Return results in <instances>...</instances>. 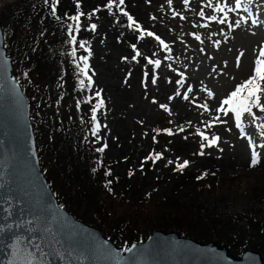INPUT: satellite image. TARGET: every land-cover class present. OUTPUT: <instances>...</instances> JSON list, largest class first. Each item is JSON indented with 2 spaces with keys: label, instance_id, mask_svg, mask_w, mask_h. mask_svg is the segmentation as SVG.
Wrapping results in <instances>:
<instances>
[{
  "label": "rangeland",
  "instance_id": "1",
  "mask_svg": "<svg viewBox=\"0 0 264 264\" xmlns=\"http://www.w3.org/2000/svg\"><path fill=\"white\" fill-rule=\"evenodd\" d=\"M227 2L235 4V0ZM216 3L211 0L209 6V0H188L187 4L184 0H125L120 7L139 25L132 48L144 58L141 78L135 82L130 81L131 70L123 64L127 53L111 44L110 37L96 46L99 60L87 59V64H92V81L99 88V96L95 94L94 99L105 102L100 118L95 113L94 143L102 144L105 153L119 160L120 171L128 169L136 177L144 170L140 177L145 179H134L139 185L134 198L149 199L151 207L155 204L165 217L195 202L209 210L238 216L252 209L264 214V148L259 147L264 137L257 128L264 124V112L253 109L255 122L250 114L244 115L247 135H241L231 112L227 116L217 112L221 101L252 74L254 61L264 46V0L248 4L250 16L243 7L229 12L224 24L219 23L223 14L215 11ZM210 15L217 16V20H208ZM241 16L247 17V22L229 28V23L234 25ZM252 19L259 23L252 24ZM147 32L155 35L147 36ZM156 36L168 47L161 45ZM149 59L159 60L160 66L149 63ZM81 91L88 95L85 86ZM185 93L188 99H184ZM204 104L207 110L201 107ZM218 115L226 123H214ZM200 133L209 139L218 136L219 141L209 147ZM248 136L261 153V163L255 167L249 166ZM201 143L205 144L203 149ZM154 153H161V159H146ZM184 161H188L187 166L178 169ZM259 252L264 260V252Z\"/></svg>",
  "mask_w": 264,
  "mask_h": 264
},
{
  "label": "trees",
  "instance_id": "2",
  "mask_svg": "<svg viewBox=\"0 0 264 264\" xmlns=\"http://www.w3.org/2000/svg\"><path fill=\"white\" fill-rule=\"evenodd\" d=\"M51 2L0 0V19L13 73L29 98L41 167L58 203L119 246L127 247L164 230L226 244L235 255L249 248L264 252V214L257 209L238 216L195 202L165 217L155 204L151 207L149 199L134 198L139 186L134 179H145L140 177L144 170L133 177L128 169L120 171L118 159L105 150L97 151L103 147L94 143L91 114L100 101L94 99L99 88L92 81V64H88L89 85L79 58L99 60L96 46L110 37L111 44L127 53L123 64L131 70L132 78L126 81L135 82L141 78L144 59L132 48L139 32L128 26L127 16L119 8L113 5L114 11H110L106 7L108 0H79V8L77 0H59L55 15ZM78 12L83 15L72 44L67 25L75 22L68 17ZM92 24L97 26L95 30ZM81 41L85 42L83 48ZM80 80H84L87 96L81 91ZM104 106L103 101L96 111L98 118Z\"/></svg>",
  "mask_w": 264,
  "mask_h": 264
},
{
  "label": "water",
  "instance_id": "3",
  "mask_svg": "<svg viewBox=\"0 0 264 264\" xmlns=\"http://www.w3.org/2000/svg\"><path fill=\"white\" fill-rule=\"evenodd\" d=\"M225 256L232 264H252L245 257L264 264L259 251L237 256L226 244L176 231L156 230L119 246L59 205L41 167L29 98L13 73L0 19V264H224Z\"/></svg>",
  "mask_w": 264,
  "mask_h": 264
},
{
  "label": "snow or ice",
  "instance_id": "4",
  "mask_svg": "<svg viewBox=\"0 0 264 264\" xmlns=\"http://www.w3.org/2000/svg\"><path fill=\"white\" fill-rule=\"evenodd\" d=\"M45 2L47 3L48 0H45ZM125 2V0H108V3L106 5V7L111 10L113 5H116L117 8H119L120 12L127 16V19L129 21L128 26L131 27H135L137 29H139V25L136 23L135 20H133V17L131 15H129L127 12L124 11L123 8H121L120 6L123 5ZM169 3L172 2V0H168ZM252 2V0H235V4L234 6H231L229 2H227V0H217V3L215 5V11L222 13L223 15L219 18V23L224 24L227 22L228 20V13L229 12H235L238 9L242 8L244 9L245 12L249 13V16L251 15L250 9L248 8V4H250ZM59 3V0H52L51 2V9H52V14L55 15L56 14V6ZM184 3L187 4L188 0H184ZM209 6H211V0H209ZM77 7L79 8V0H77ZM83 15V13H77L74 16H70L68 17L69 20L74 21L75 25L73 24H68L67 28H68V33L70 36V42L72 44L76 43V36L73 35L74 31H79V22H80V18ZM201 16H204V12L201 11L200 12ZM57 19H59V17H57ZM208 20H217V16L215 15H210L207 17ZM247 22V17H243L241 16L239 19L235 20V24L233 25L232 23H229V28H232L233 26L235 27H239L241 22ZM252 24H257L259 23L258 19H252ZM97 26L95 24L91 25V28L93 30H95ZM145 33L143 31H141V35L143 36ZM147 36H154L155 34L152 32H147L146 33ZM158 41H160V44L163 45L165 48L168 47L167 44L164 43L163 40H161V38L159 36L155 37ZM196 39H200L199 36H196ZM81 48H83L85 46V42L81 41L80 45ZM133 47L135 48V45H133ZM75 48H73L72 51V55L75 56ZM137 55H139V53H137ZM241 55H243L241 53ZM81 61L84 62V66L81 69V71L83 72V74L85 76H87V71H88V64H87V56H81L79 58ZM133 59H135V57H133ZM151 64H154L156 67L160 66V61L159 60H151L149 59L148 61ZM6 63V62H5ZM237 64L239 65V57H237ZM26 75V74H25ZM183 75V74H181ZM88 78V82L89 85L91 84V77L87 76ZM155 78H153V83H155ZM177 83H180V81H177ZM80 86L84 87V80H80ZM189 91H191V89L189 88ZM179 94V93H177ZM97 96H99V92L96 93ZM209 95H212L211 92H209ZM262 96H264V46H262L259 50V53L254 61V68L252 71V74L245 80L241 81L239 84H237L234 88V90H232L220 103L219 107L217 108V112L218 113H223L224 116H227L230 112L234 115V119L236 122V127L239 128L241 130V135H247V133H245L244 128H243V117L244 115L250 114L253 117V122H255L256 114L253 112V109H259L261 112H264V103L261 102L262 100ZM91 99V98H89ZM171 99V98H170ZM184 99H188L187 93H185L184 95ZM79 103V102H78ZM103 105V101H99V103H97V105L95 107H93L92 109V120L95 121L96 120V116L95 113L97 111L98 108L102 107ZM225 105H227V107H225ZM162 108H167V105L162 104L161 105ZM201 107L205 108V110H207L208 106L207 104L201 105ZM214 123L215 122H219V123H226V121L220 120L219 115L217 117L214 118ZM209 127L211 125H208ZM99 128V124L96 125V129L98 130ZM257 128L261 129L260 131V136L264 137V124H259L257 125ZM182 130V129H181ZM165 131H167L169 134H171V131L168 129H165ZM95 134V132H94ZM201 137L204 140H208V145L209 147L215 145L218 141H219V137L218 136H213L211 139H209L204 133H200ZM248 141H249V147L251 148V160H250V167H255L256 165H258L259 163H261V153L258 152L256 149L258 147V145L255 143V141L252 139L251 136H248ZM205 147L204 143H201V149H203ZM260 148H264V144H260L259 145ZM103 148H99L97 149V151H103ZM201 155H203L204 153L201 151L200 153ZM162 154L161 153H154L151 154L149 157H146V159H152L153 162L155 160H159L161 159ZM169 163H172V161H169ZM188 164V161H184L182 164H178V169H183L184 167H186ZM141 167H143V163L141 164ZM131 175V173H130ZM201 177H198V179H200ZM109 183H111L109 181ZM135 246L133 245V248ZM37 248H39V245H37ZM127 251H132V248L127 249ZM31 255V254H30ZM224 262V264H232V261L229 260L228 257H222L221 258ZM246 262L248 260L252 261V264H257V262L255 261L254 257H245L243 258Z\"/></svg>",
  "mask_w": 264,
  "mask_h": 264
}]
</instances>
